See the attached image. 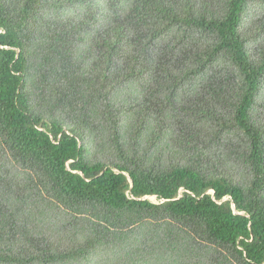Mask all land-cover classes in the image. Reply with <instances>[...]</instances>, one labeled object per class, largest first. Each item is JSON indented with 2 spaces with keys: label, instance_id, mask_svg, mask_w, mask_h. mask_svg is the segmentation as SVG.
I'll use <instances>...</instances> for the list:
<instances>
[{
  "label": "trees",
  "instance_id": "1",
  "mask_svg": "<svg viewBox=\"0 0 264 264\" xmlns=\"http://www.w3.org/2000/svg\"><path fill=\"white\" fill-rule=\"evenodd\" d=\"M0 264H264V0H0Z\"/></svg>",
  "mask_w": 264,
  "mask_h": 264
},
{
  "label": "rangeland",
  "instance_id": "2",
  "mask_svg": "<svg viewBox=\"0 0 264 264\" xmlns=\"http://www.w3.org/2000/svg\"><path fill=\"white\" fill-rule=\"evenodd\" d=\"M150 201L156 203L157 201L154 198H149Z\"/></svg>",
  "mask_w": 264,
  "mask_h": 264
}]
</instances>
